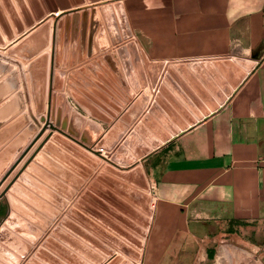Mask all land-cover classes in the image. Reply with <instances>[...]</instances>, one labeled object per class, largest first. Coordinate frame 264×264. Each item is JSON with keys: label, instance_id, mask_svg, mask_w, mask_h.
<instances>
[{"label": "crops", "instance_id": "crops-1", "mask_svg": "<svg viewBox=\"0 0 264 264\" xmlns=\"http://www.w3.org/2000/svg\"><path fill=\"white\" fill-rule=\"evenodd\" d=\"M111 1L47 15L46 19L54 21L55 40L60 22L57 16L72 10L91 15L92 7ZM120 1L126 25L113 30L128 34V40L118 44L124 46L123 57L109 36L101 58L54 59L52 46L48 49L52 56L48 106L42 116H37L46 120L41 121L42 126L1 178L13 171L8 188L20 184L41 202L33 204L18 198L33 213L22 219L38 236L35 242L32 236L22 239L28 246L24 255L13 254L22 264L31 260L48 264L35 258L38 249L43 248L60 263L71 264L57 252L59 247L85 264H123L125 260L131 264H193L197 247L200 252L210 243L228 240L232 244L223 247L225 258L231 248L236 264H242L246 257H257L255 264H264V0ZM40 24L0 46V53L7 54L11 46ZM19 61L35 112L28 73L32 60ZM0 62L8 67L6 74H16L7 85H15L23 94L17 64ZM115 65L120 66L119 73H114ZM123 66L132 67V71L126 72ZM113 82L121 85L120 91H115V97L120 98L115 108ZM133 82L137 83L136 89L129 84ZM12 95V91L5 93L0 103ZM54 95L61 99L98 98L104 105L97 107L100 116L91 118L65 100L55 109ZM22 113L27 126L34 123L27 104ZM54 113L57 120L53 119ZM47 122L101 159V164H87L53 142L78 166L48 153L44 155L58 168L36 161V154L43 152L44 145L51 142L50 135L57 132L46 127ZM35 143H39L36 149L27 153ZM118 146L125 147L127 156L110 154ZM26 153L22 164L15 168ZM33 164L44 176L29 170ZM107 164L121 171L141 165L148 178L153 214L140 261H134L98 232L100 229L114 235L97 215L119 225L100 207L101 202L118 211L98 193L101 187L117 196L97 181ZM22 175L35 180L43 190L38 193L21 183ZM92 184L94 189H90ZM85 192H89L88 199L82 196ZM9 193L1 199L8 200ZM79 201L82 207L77 206ZM3 222L4 218L0 228ZM57 229L61 233L55 235ZM76 229L107 247L109 254L99 251ZM49 240L53 243L52 248L48 246L50 250L44 247ZM70 241L100 260L87 258Z\"/></svg>", "mask_w": 264, "mask_h": 264}, {"label": "water", "instance_id": "water-1", "mask_svg": "<svg viewBox=\"0 0 264 264\" xmlns=\"http://www.w3.org/2000/svg\"><path fill=\"white\" fill-rule=\"evenodd\" d=\"M100 1L102 0H0V46H6L7 41L12 42L18 35L25 34L27 29L35 26L37 22H41L40 25L36 26L32 31L17 41L15 45L11 46L7 50V54L0 53V60L17 64L18 74L23 87V94H21L15 89V85H7L10 78H13L16 74L14 72L6 74L9 69L0 62V101L5 93L9 91L13 93L9 99L0 103V126L13 118L11 123L0 129V220L4 218V226L0 228V264H22L21 259L14 255L17 254L22 256L24 252H26V245L22 239L29 238L30 236L37 238L38 236L35 235L36 230L22 219L23 217L32 216L33 213L26 208L19 199L39 205L41 202L20 184L13 185L11 189L8 188L13 171L7 174L3 179L1 178L36 133V129L42 126L41 121L46 120L45 117L41 119L37 117L42 116L47 111L50 61L52 59L48 49L53 46L55 42L53 33V28H55L54 21L52 18L46 19V17L51 13L66 11L72 8H80L87 4H96ZM14 57L23 61L32 60L28 65V73L35 112L31 110V97L22 62ZM22 95L24 98H22ZM24 104H27L28 113L34 122L28 126V120L25 114L22 113ZM25 126L27 127L23 129ZM48 126H51L57 132L50 135L51 142L44 145L43 152L36 154V161L47 165L51 169L58 168L53 161L47 159L44 155V153H48L54 158L66 161V163L70 164L71 162V165H77L66 153L53 145V143H55L67 150L70 154L81 157L88 164L90 163L91 165L97 166L101 163L100 159L92 153L61 135V130L55 125L47 122L46 127ZM38 144L39 143L33 144L27 153L31 154ZM27 153L24 154L22 160L15 168H18V166L22 164L24 157L28 155ZM83 169L86 170L84 167ZM29 170L39 177L42 175L44 176V173L34 164L29 167ZM103 170L104 172L100 173L98 178L109 187H113L117 190L120 194V198H122H116V202H118L119 206L129 212L136 213L125 201H122L124 198L136 204L142 212L139 214V218L141 219L143 228L136 230L137 236H139L140 239H136L128 234V232L126 233L122 231V229H119V233L125 236L126 242L130 241L134 247L131 248L128 244L121 242V250L127 253L134 261H140L142 257L140 251L143 249L142 239L146 237V228L149 226L150 217L153 214V209L151 207L152 196L148 194L150 192V185L146 173L141 165L133 167L128 171H118L110 165H105ZM107 173L113 174L130 185L113 179L111 175ZM19 181L32 187L38 193L43 190L40 184L27 175L20 176ZM94 187L93 184L90 186V189H94ZM100 189L101 194L106 199L112 201L113 198H111V193L104 188L100 187ZM8 190H10L8 200L1 199ZM82 196L87 199L90 197L89 192H85ZM81 204V201L77 202V206L82 207ZM103 206L106 207V205ZM10 208L12 211L9 213ZM85 209L88 210V207H85ZM122 218L124 219V217ZM101 220L107 226H110L108 219L101 217ZM62 224H64V221ZM74 231L87 239L101 252L109 254L110 251L104 245L93 241L83 231L77 229ZM60 233L58 229L54 231L55 235ZM101 234L107 239L110 237L104 230H101ZM70 243L77 248H81V250L85 252L84 254L87 258L96 262L99 261V258L89 250H86L73 241H70ZM56 250L60 254L65 255L68 260L71 261V264H85L81 259L67 253L64 249L57 247ZM36 255L43 260L47 258V262L50 264H62L57 260L47 257L42 250H39ZM28 264L40 263L31 260ZM123 264L131 263L130 261H125Z\"/></svg>", "mask_w": 264, "mask_h": 264}, {"label": "rangeland", "instance_id": "rangeland-1", "mask_svg": "<svg viewBox=\"0 0 264 264\" xmlns=\"http://www.w3.org/2000/svg\"><path fill=\"white\" fill-rule=\"evenodd\" d=\"M123 10L124 9H123L121 1L120 0L119 1L113 0L111 2H105V3L98 4L97 6L92 7V9L90 10L91 15H88V12L82 13V12H79V10H72V11L63 13L60 16H57L58 17L57 19L58 20L60 19V22H58L59 26H58V32H56V40L54 42V45L51 48L53 58L57 59V58H61V57H65V58L66 57H73V58H78V59H88V58H92L95 56L97 58L104 57V55H103L104 46H105L104 43L106 42L108 36H109L110 41L113 42L114 45H117L116 48H118L119 56H121L124 53V49H123L124 46L123 45L119 46L118 44L121 43L123 40H128V34L115 32V30H113V29H114V27H118V26L121 27V26L126 25V22L124 19L125 14L123 13ZM94 47H96V48H94ZM139 54H140V52H139ZM140 56H141V54H140ZM121 57H123V56H121ZM126 58H121V59H126ZM128 61L130 62L131 59L130 60L128 59ZM148 67L151 68L152 66H148ZM123 68H125L126 72L132 71V67H129V66H123ZM113 69H114V73H119L121 68H120V66L115 65ZM129 84L132 87V89L133 88L136 89L137 83L133 82V83H129ZM120 89H121L120 83L119 82L118 83L113 82V91H114L113 105H114V108L117 104L120 103V98L115 97L116 95H118V94H116L117 92H115V91H120ZM63 100H65L64 102L70 104L71 106H76L77 111L79 113H81L87 117L90 116L91 118H97L98 116H100V111L98 108H99V106L103 107V105H104L102 103L103 99L91 98V97H85V98L84 97L83 98L78 97V98H70V99H61V98H58L57 95H54V98H53L54 108L56 109L58 106V103H60V102L62 103ZM115 102H117V103H115ZM55 112L57 113L56 110H55ZM56 113H54V115H53L54 120L58 119ZM59 120H62V119L59 118ZM85 129L86 128H84V130ZM101 147L104 148V145L102 144ZM111 150H113V152H110V154L114 157H120L121 155L127 156L125 147H121V146H118L117 148L113 147ZM100 161H101V159H100ZM99 165H97V166H99ZM104 166H103V168H104ZM113 168L116 169L115 167H113ZM116 170H118V169H116ZM118 171H121V170H118ZM103 172H104V170H103ZM103 172H101V173H103ZM107 174L111 175L109 173H107ZM111 177L113 179H117L123 183H127L124 180L114 176L113 174L111 175ZM97 181L98 182L101 181L98 178V176H97ZM127 184H129V183H127ZM111 189L118 196L117 197L116 195L111 193V196H112L111 198H113L112 201L106 199L101 194L100 190H99L100 192H98V193L101 194L106 200L112 202L114 204V206L117 207L118 211L108 207L105 203H101V202H100V207L107 213V215L111 216L114 220H117L119 222L118 223L119 225L112 222L111 220H109L107 217H105L103 215H97V216L101 222H102L101 217H105L106 219H108L110 226H107L105 223H104V225H106V227L113 232L112 234L116 235V236L111 235L108 231H106L108 233V235L110 236L108 238V240L111 241L113 243V245L118 246V248L121 249L120 243L122 242V243L128 244L131 248H134L130 241L126 242L125 236L123 234L119 233V229H122V231H124L126 233L128 232V234H130L132 237H134L136 239H140L139 236H137L136 230L139 228H143V226L141 224V219L139 218V214L142 212L137 207L136 204H134L131 201L124 199V198L122 201H125V203H127V205H129L132 209H134V211H136V213L135 212L134 213L129 212L125 209H122L119 206L118 202H116V200H117L116 198L122 199V198H120V194L117 192V190H115V188L112 187ZM98 203H99V201H98ZM138 203H139V200H138ZM103 205H106V207ZM86 211L88 213H90L88 210H86ZM120 211L124 212L131 219H128V217L123 215ZM122 217H124V219ZM120 218L123 220H121ZM135 221L138 222L142 227H139L136 223H134ZM125 222L127 225L125 224ZM125 228H127V229H125ZM98 232L101 234L100 229H98ZM35 239L36 238H33L31 240L33 242H35V241H37ZM142 241H143V239H142ZM52 244H53L52 241L49 240V241L45 242L44 247L48 248V246L49 247L51 246V248H52ZM228 244H232V242L226 240L223 243L222 242L221 243H210L207 246L202 247L200 252H199V247H197L196 248V255L193 258V264H228V262H226L228 257L225 258L224 253H223V247L228 245ZM143 245H144V243H143ZM27 248H28V246H27ZM247 249L251 250L249 247ZM39 250H42L47 255V257L54 259V260H57L54 256L47 253L43 248L38 249L37 252H39ZM48 250H50V249L48 248ZM251 251H253V250H251ZM37 252H36V254H37ZM24 254H25V252H24ZM36 254H35V258H37L38 260H41V261H45L46 263L50 264L49 262H47V258H46V260H43V259L39 258ZM54 254H56V253H54ZM96 257H98V256H96ZM241 261H242V264H255V263H257L258 258L257 257L256 258L246 257L245 259H242Z\"/></svg>", "mask_w": 264, "mask_h": 264}, {"label": "bare ground", "instance_id": "bare-ground-1", "mask_svg": "<svg viewBox=\"0 0 264 264\" xmlns=\"http://www.w3.org/2000/svg\"><path fill=\"white\" fill-rule=\"evenodd\" d=\"M61 226V225H60ZM76 236V235H75ZM56 238V237H55ZM74 238V237H73ZM93 238V237H92ZM95 238V237H94ZM57 241V240H56ZM37 245V244H36ZM88 246V245H87ZM227 257H229L226 262H228V264H236V261H235V256H234V253H233V250L230 248L228 249V254H226Z\"/></svg>", "mask_w": 264, "mask_h": 264}]
</instances>
